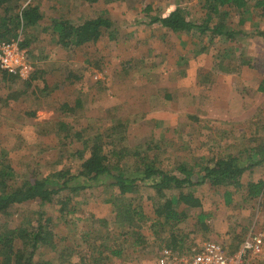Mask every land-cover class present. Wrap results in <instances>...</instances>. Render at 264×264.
Listing matches in <instances>:
<instances>
[{
	"label": "rangeland",
	"instance_id": "1",
	"mask_svg": "<svg viewBox=\"0 0 264 264\" xmlns=\"http://www.w3.org/2000/svg\"><path fill=\"white\" fill-rule=\"evenodd\" d=\"M32 1L40 5L44 19L36 27L20 28L18 35L22 42L31 38L27 49L30 56L37 57L33 59L36 68L40 64L58 72L54 76L44 74L48 80L45 86L46 80L42 77L35 80L9 78L0 71V156L2 152L7 153L17 173L47 176L69 167L76 173L77 160L73 152L83 147L81 141L72 138L76 132H81L84 139L102 135L107 142L105 150L114 160L116 155L112 150L125 147L157 154V165L167 170H173L182 161L198 162L202 156L218 158L226 153L239 154L244 147L252 148L264 141V93L257 89V80L264 75V18L253 8L246 12L247 21L241 26L238 24L240 15L233 12V25L244 27L248 35L239 37L234 53L223 57L226 66L239 68L240 61L233 56L243 53L253 59V65H242L244 74L228 77L225 80L228 83L223 82L222 86L214 76L215 87L211 89L183 70L199 67L201 63L218 67L216 58L224 47L222 40L176 34L159 24H148L150 17L144 10L151 5L152 14H165L180 6L192 19H201L203 0ZM8 10L9 6L1 7L0 16ZM54 12L76 23L96 14L113 13L117 17L116 37L122 39L107 41L106 45L111 46L108 51L94 54L93 50L86 49L87 57L81 52H71L57 44L51 31L44 29L49 26ZM137 34L154 35L159 44L137 43L134 41ZM189 41L199 48L210 46L211 51L206 55L199 51L195 54L193 49L189 52ZM179 44L181 51L174 47ZM161 50L169 52L163 55ZM180 54L182 59L177 63ZM70 63L74 68L85 66L80 72L82 81L73 83L69 79ZM201 85L205 88H200ZM217 94L223 97L218 100ZM208 109H212V117ZM159 115L166 117L158 118ZM68 134L71 135L68 137ZM253 138L256 141H252ZM132 151L127 156L131 167L137 157ZM247 154L243 152L242 160L256 164L244 173V184L264 180V161L258 163L261 156L255 152L248 158ZM145 184L141 183L139 190L128 197L135 205H140L145 214L154 216L155 192ZM227 189L210 184L193 188L203 205L189 209L190 217L179 226L189 233L184 251L196 250L209 239L221 241L228 247L234 236L242 238L252 229L264 232V195L248 200L245 191L229 188L234 193L231 203H227ZM167 193L170 196L172 191ZM117 194L116 188L105 185L79 194L63 191L56 198L64 199L69 195L71 200L66 208L73 211L76 207L73 214H62L60 204L44 205L35 201L14 206L1 220L12 227L36 228L41 220L52 219L48 228L55 233V248L40 244L33 264H96L95 257L100 259L97 264H157L163 250L169 249L165 246L166 235L157 236L148 226H143L145 239L140 246L132 247L133 236L123 234L114 224V204L107 200ZM202 211L210 213L208 223L212 231L208 233L195 231V215ZM95 229L106 239L108 236L107 244L124 247L122 255L114 257L109 250L100 256V251L93 249L101 242L92 233ZM90 233L89 239L84 240V235ZM68 240L74 245L80 241L75 249L79 248V253L68 252ZM85 255L92 262L83 263L81 258ZM1 260L0 257V264ZM251 263L263 264L264 260L252 257L247 264Z\"/></svg>",
	"mask_w": 264,
	"mask_h": 264
},
{
	"label": "trees",
	"instance_id": "2",
	"mask_svg": "<svg viewBox=\"0 0 264 264\" xmlns=\"http://www.w3.org/2000/svg\"><path fill=\"white\" fill-rule=\"evenodd\" d=\"M25 0H0V8L9 6L10 10L5 15L0 16V39H9L19 36L20 28H30L38 26L39 22L44 19L41 9L38 5L31 2L25 5ZM97 2L99 0H86V2ZM202 10L203 18L192 19L189 14L180 6H176L165 14H152V6L147 5L144 10L148 13L150 20L148 24H160V26L174 32L176 34H194L199 37L208 36L211 39L218 38L222 40L224 47L220 48V56H217V64L223 65V57L230 56L234 53L238 38L248 35L243 28H238L232 23L233 12L240 15L238 24L241 26L246 23V12L253 8L258 16L264 18V0H203ZM7 10V9H6ZM11 10L16 12L12 13ZM20 10V12L18 11ZM49 26L45 27V31H51L56 36L57 44L65 49H75L88 42H97L103 37L106 30L113 33V22L108 16L96 14L87 17L80 23L74 22L70 18L55 13L51 18ZM106 29V30H104ZM261 34V32H259ZM235 43V46H232ZM23 47L31 46V38L24 40ZM242 65H253V59L247 58L243 53L238 56ZM32 59H37L32 56ZM71 66L69 79L75 83L82 81L85 66L78 68ZM222 68L231 70L225 65ZM37 70L31 79L43 78L48 75L42 65H38ZM1 71V70H0ZM3 72L4 77L18 78L16 75ZM29 79V80H31ZM48 80L45 81V86ZM258 91L264 93V76L258 84ZM34 114V113H33ZM116 129H112L114 132ZM109 133V136L112 134ZM71 134H68V137ZM72 138L83 143V147L73 152L74 158L77 160V172L73 173L71 167L53 172L47 176H39L37 173L28 174L17 173L9 161L8 154L1 153L0 156V257L1 264H33L34 256L41 244L55 248V233L48 228V222L52 220H41L38 226H14L8 222H2V216L9 214L10 210L24 203H32L40 201L44 205L60 204L62 214L68 215L76 212V207L69 210L67 203L71 200L67 195L64 199L56 198V195L68 191L69 193L79 194L83 190L97 186H111L118 190V194L111 196L107 200L114 204L115 221L114 224L123 234H130L134 241L132 247L140 246L145 235L142 232L143 226H148L155 235H166L165 246L171 250H182L187 242V232H184L179 226L186 222L190 217L189 209L201 208L202 200L195 195L193 188L204 184H210L214 187H226L225 198L227 203H231L233 197V188L237 191H245V197L248 200L258 198L264 195V180L250 181L244 184L242 177L251 166L256 164L251 162L247 164L242 160L243 152H248V158L253 153H258L261 160L264 161V141H259L255 147H244L238 153H226L225 156L218 158L201 157L198 162L188 163L182 161L176 165L173 170H167L157 165L158 155H150L142 153L139 150H130L125 147L121 149H113L116 155L114 160L105 150L107 142L104 137L98 134L95 137L83 138L81 132H76ZM72 140V139H71ZM252 141H256L253 138ZM128 151V152H126ZM133 152L136 157L133 167L127 160L128 154ZM254 163V164H253ZM112 179V180H110ZM108 180H110L108 182ZM141 183L145 186L153 188L155 196L154 216L145 214L140 205H135L133 200L128 197L135 194L139 190ZM168 191H172L168 196ZM124 200H127L126 202ZM64 216V215H62ZM210 213L206 211L200 212L196 217L195 231L208 233L211 226L208 223ZM71 220V216H70ZM100 243L93 247L102 253L109 250L115 256H120L124 252V247H116L107 244L109 241L105 235L92 232ZM247 235V234H246ZM233 237L230 245L227 247L230 252H236L244 238ZM91 233L84 235V240H88ZM107 240V241H106ZM223 243V242H222ZM80 241L78 244H72L68 240L67 248L69 253L76 251L79 253ZM225 244V243H224ZM99 246V247H98ZM58 250V248H57ZM186 251V250H185ZM112 255V254H111ZM94 263L99 262V258L95 257ZM83 263L92 262L88 255L81 258ZM47 264L44 262L43 264ZM260 264V263H251ZM264 264V263H263Z\"/></svg>",
	"mask_w": 264,
	"mask_h": 264
},
{
	"label": "built area",
	"instance_id": "3",
	"mask_svg": "<svg viewBox=\"0 0 264 264\" xmlns=\"http://www.w3.org/2000/svg\"><path fill=\"white\" fill-rule=\"evenodd\" d=\"M21 43L19 36L0 39V70L27 80L34 75L36 66ZM252 257L264 260V232L253 229L236 252H230L221 241L209 239L193 251L165 249L157 264H247Z\"/></svg>",
	"mask_w": 264,
	"mask_h": 264
},
{
	"label": "crops",
	"instance_id": "4",
	"mask_svg": "<svg viewBox=\"0 0 264 264\" xmlns=\"http://www.w3.org/2000/svg\"><path fill=\"white\" fill-rule=\"evenodd\" d=\"M100 1V0H99ZM29 2H31L32 4H35V5H38V4H36V3H34L32 0H25L24 1V3H25V5L27 4V3H29ZM98 2V1H97ZM39 7H40V5H38ZM41 9V8H40ZM19 12H20V10H18ZM43 14V13H42ZM54 15H55V12H54V14H52L51 15V18H53L54 17ZM109 18H110V20L113 22V30L115 31V32H113L112 33V31H107V32H105L104 33V35H103V37H101L97 42H88V43H86V44H83V45H81V46H79V47H76L75 49H67V50H69V51H71V52H74V51H76V52H78V53H84V57H87V54H85V50L86 49H91V50H93L95 53L94 54H97V53H99L101 50H103V51H108V50H110L111 49V46H110V44L109 45H106L107 44V41L108 42H112V41H116V40H120V39H122V38H119L118 39V37H116L117 36V30L116 29H114L115 28V20L117 19V17H116V15L115 14H113V13H110V15H107ZM119 21H121L120 19H119ZM125 21V20H124ZM154 25V24H153ZM160 25V24H159ZM243 29L245 30V28L243 27ZM246 31V30H245ZM106 35H108V36H106ZM175 35V34H174ZM185 35V34H184ZM120 36L121 37H123V34L121 33L120 34ZM185 39V38H184ZM183 39V40H184ZM159 39H157L154 35H151V34H148V35H145V36H142V35H135V38H134V41H136L137 43H140V44H142V43H146V42H151V43H153L154 44V42H158V44H159V41H158ZM166 41H167V39H165ZM179 41H182V38H180L179 39ZM104 44V45H103ZM189 52H191V50L193 49V51H195L194 53L196 54V52L197 51H199L200 53L201 52H203V53H201V54H203V55H206L207 53H209V51H211V49H210V46H203V48H199V46H196V44L194 43V42H191V41H189ZM178 51H181V50H179L180 49V44H179V46H174ZM182 47H185V46H182ZM199 49V50H198ZM77 50H80V51H77ZM161 51H163V50H161ZM161 51H159V52H161ZM169 51L168 50H164L163 51V55H165V54H167ZM105 53V52H104ZM182 54H180V57L177 59V63H179L180 61H181V56ZM246 56V55H245ZM78 57H80V56H78ZM190 57H191V55H190ZM202 58L203 57H201V58H198L199 60H202ZM71 61H73V60H71ZM211 62V61H210ZM219 65V64H218ZM226 66V64H225V62L223 61V65H219L218 67H214L213 65H211V64H200V66L198 67H196V68H190V69H187V70H183L184 71V73H185V71L186 72H188L189 73V75L191 74V75H194V76H196V78L197 79H199L200 80V82H202V85H203V83L204 84H206V86L208 85V88H210L211 87V89L212 88H214L215 86L213 85V78H214V76H216V78H214V79H216V81H217V83H218V85L219 86H222V84H223V82H225V83H228V81H225V80H227L228 79V77H231V76H234L235 74H236V76L237 77H239L240 76V74H244V72H245V68H240V66H239V68H232L231 66H226V67H230V69L231 70H226V68H222V66ZM46 69V68H45ZM46 71H47V73H49V75H51V73H52V75L54 76V73L55 72H58L56 69H54V68H48V69H46ZM194 73V74H193ZM264 76V75H263ZM263 76L262 75H260V79H259V81L257 80V83L259 84L260 83V81L262 80V78H263ZM189 78V77H188ZM190 79L191 80H193V78L190 76ZM199 82V81H198ZM212 82V83H211ZM209 83H210V85H209ZM256 83V84H257ZM199 84H201V83H199ZM201 85V87L200 88H202L203 86ZM244 86H245V81H244V79H243V88H244ZM194 88V87H193ZM203 88H205V87H203ZM257 88H258V86H257ZM217 99L219 100L221 97H223L222 96V94L221 95H218L217 94ZM239 97V96H238ZM222 101V100H221ZM221 103V102H220ZM211 111H212V109H208L207 110V113L209 114V117H212V115H211ZM216 113H218V111H216ZM157 114V113H156ZM162 117H166L165 115H159L158 116V118H162Z\"/></svg>",
	"mask_w": 264,
	"mask_h": 264
}]
</instances>
